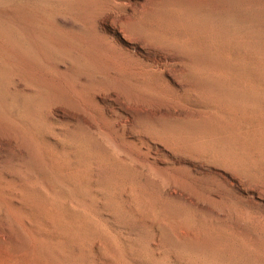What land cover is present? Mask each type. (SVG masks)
<instances>
[{"label": "rangeland", "instance_id": "1", "mask_svg": "<svg viewBox=\"0 0 264 264\" xmlns=\"http://www.w3.org/2000/svg\"><path fill=\"white\" fill-rule=\"evenodd\" d=\"M0 264H264V0H0Z\"/></svg>", "mask_w": 264, "mask_h": 264}]
</instances>
